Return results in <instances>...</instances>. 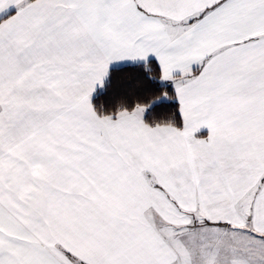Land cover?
I'll return each instance as SVG.
<instances>
[{"label":"snow or ice","instance_id":"obj_1","mask_svg":"<svg viewBox=\"0 0 264 264\" xmlns=\"http://www.w3.org/2000/svg\"><path fill=\"white\" fill-rule=\"evenodd\" d=\"M0 264H264V0H0Z\"/></svg>","mask_w":264,"mask_h":264}]
</instances>
